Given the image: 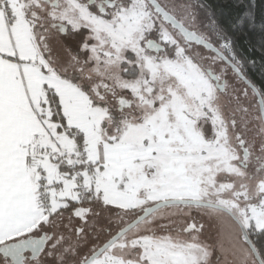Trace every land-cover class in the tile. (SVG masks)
Returning a JSON list of instances; mask_svg holds the SVG:
<instances>
[{"label":"snow or ice","instance_id":"obj_1","mask_svg":"<svg viewBox=\"0 0 264 264\" xmlns=\"http://www.w3.org/2000/svg\"><path fill=\"white\" fill-rule=\"evenodd\" d=\"M258 64L264 0H0V264H264Z\"/></svg>","mask_w":264,"mask_h":264},{"label":"trees","instance_id":"obj_2","mask_svg":"<svg viewBox=\"0 0 264 264\" xmlns=\"http://www.w3.org/2000/svg\"><path fill=\"white\" fill-rule=\"evenodd\" d=\"M260 22V18L259 16L257 17V23ZM247 50L245 49V55H247ZM258 56V54H257ZM249 72L250 74L253 76V78L255 80H257L258 82L261 80V79H264V73L261 72V68H260V65L258 64L255 68H249Z\"/></svg>","mask_w":264,"mask_h":264},{"label":"rangeland","instance_id":"obj_3","mask_svg":"<svg viewBox=\"0 0 264 264\" xmlns=\"http://www.w3.org/2000/svg\"><path fill=\"white\" fill-rule=\"evenodd\" d=\"M205 235H207V233Z\"/></svg>","mask_w":264,"mask_h":264}]
</instances>
